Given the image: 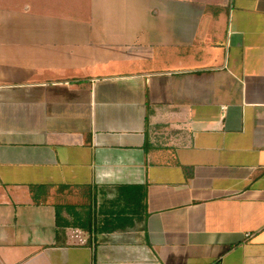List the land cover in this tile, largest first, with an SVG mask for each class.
<instances>
[{
	"label": "crops",
	"instance_id": "0c3cea01",
	"mask_svg": "<svg viewBox=\"0 0 264 264\" xmlns=\"http://www.w3.org/2000/svg\"><path fill=\"white\" fill-rule=\"evenodd\" d=\"M0 264H264V0H0Z\"/></svg>",
	"mask_w": 264,
	"mask_h": 264
},
{
	"label": "trees",
	"instance_id": "16d2710c",
	"mask_svg": "<svg viewBox=\"0 0 264 264\" xmlns=\"http://www.w3.org/2000/svg\"><path fill=\"white\" fill-rule=\"evenodd\" d=\"M135 194V190L132 189L131 191H129V198H127L128 200L126 201L127 203H131L135 201L134 195ZM120 199V198H119ZM121 208V211L119 210V212L117 211L116 215L114 216L115 221H111L110 224H112L114 227H119L120 225H123L124 223H128V221L130 220V217L124 215L123 213L130 210V206L134 208V205L132 204H124V205H119ZM118 206V207H119ZM127 213V212H126ZM123 214V215H122ZM80 219L78 221V219L74 218V220L72 222H68V225H73L75 226L76 223H79L81 227L86 228V229H92V223H93V210H92V204L87 205V207L85 208V210L83 211L82 215H79ZM60 220V218H59Z\"/></svg>",
	"mask_w": 264,
	"mask_h": 264
},
{
	"label": "built area",
	"instance_id": "2783aa9c",
	"mask_svg": "<svg viewBox=\"0 0 264 264\" xmlns=\"http://www.w3.org/2000/svg\"><path fill=\"white\" fill-rule=\"evenodd\" d=\"M247 236H249V234H247Z\"/></svg>",
	"mask_w": 264,
	"mask_h": 264
}]
</instances>
